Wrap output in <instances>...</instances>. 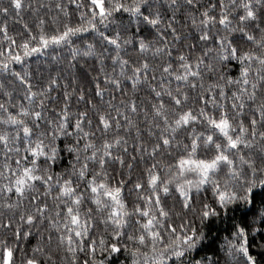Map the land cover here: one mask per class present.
Masks as SVG:
<instances>
[{"label": "snow or ice", "instance_id": "obj_1", "mask_svg": "<svg viewBox=\"0 0 264 264\" xmlns=\"http://www.w3.org/2000/svg\"><path fill=\"white\" fill-rule=\"evenodd\" d=\"M172 3L174 7H179L175 0ZM55 7L62 8L59 3ZM78 7L90 9L80 12L81 20L87 19V27L83 24L71 26L64 21L62 30L58 26L55 34L49 35L44 32L45 20L39 18L36 21L38 36L31 35L32 29L24 24L29 35L19 46L26 55H30L50 44L66 42L70 36L86 32L89 28L94 30L101 42L114 46L112 51L115 54L110 56L112 75L103 67V53L108 52L107 48L96 53V45L88 43L83 55L98 56L101 67L97 77L103 73L104 82L111 84L113 90L122 96L128 97V88L123 86L125 81H131L133 93L139 91L141 85H147L149 92L154 93V102L150 103L152 119L148 121V133L156 139L149 152L141 139L140 127L130 115L137 112V101L129 97L119 102L121 106L112 102L115 96L104 101L105 89L101 88L99 79L95 83V96L101 98L98 103L86 95L83 87L77 89L75 79L71 88L68 84L63 86L62 99L58 98V102L53 103L50 93L53 85L59 87L56 78L50 79L41 90L33 92L29 81L20 73H14L29 86L25 97L29 106L21 104L19 112L13 115L0 104V109L6 113L0 117V124L12 126L11 129H0V145L3 148L0 193L5 194L0 207L13 212V216L18 212L19 220L23 222L26 219L28 226L37 221L42 224L46 220L50 232L55 229L58 234L57 249L70 254L68 264H104L95 259L78 260V251L89 257L95 253L97 241L90 229L98 226L105 231L111 229L113 238H122L125 234L123 230L135 224L136 234L129 233L127 239L150 247L151 252L156 254L153 256L154 264L157 260L159 264H164L168 255L181 257L196 249L208 235L205 228L219 220L231 222L232 242L227 245V255L232 262L242 256V264H264V0H228V3L209 0L207 6L202 5L200 0H185L183 7L191 9L185 19L191 21V27L197 32V43L185 44L188 53L175 48V42L183 38L173 26L175 16L165 22L152 0H132L131 4L121 0H90L89 5ZM26 8L36 11L24 0H8L7 7L0 6V14L7 18L11 9L16 17H20ZM121 10L137 18L135 34L122 35L127 33V25H118L111 35L99 31L97 18L100 24L106 25L108 18ZM64 15L68 13L64 12ZM52 23L58 24V20L53 19ZM141 23L154 30L150 38L139 35ZM0 30L4 33V40L15 44V40L7 34V19L0 24ZM33 42L35 47L30 46ZM243 44L250 47L245 48ZM127 45H133L138 55H127L125 58L123 54L127 52ZM198 46L200 52L193 56ZM149 50L168 59L172 58L173 51H179L176 59L182 73L173 71V64L165 60L159 66L158 80L155 75L157 68L144 55ZM78 55V50L72 49V59L75 60ZM11 59L19 61L21 56L16 54ZM231 60L239 62V76L235 79L227 75ZM217 63L221 66L219 80L224 83L209 84L205 89L202 72H214ZM226 63L228 66H225ZM0 67L6 71L8 65L0 61ZM165 74L175 78L177 87H171V79L165 82ZM226 85L236 86L230 96L225 91ZM197 88L203 91L197 93L193 103L200 102L203 106L194 112L193 107L188 106L189 92ZM216 91L220 98L230 102L228 110L216 97L205 95L206 92ZM73 96H76V111L72 110ZM36 98H39L38 103H34ZM81 101L85 105L83 110L79 109ZM46 102L52 104L51 108ZM208 105L212 106V113L207 110ZM198 122L208 126L205 132L196 130ZM189 128L192 130L188 131ZM132 129H135L136 138L140 141L134 151L140 159H144L145 153L149 154L154 163L141 171L129 189V195L136 193L133 206L129 209L122 196L125 181L113 183L115 176L108 168L110 164H125L123 153L128 152V141L120 132L123 130L128 134ZM181 131L190 138V144H183L187 155L176 161L175 173L162 177L159 169L170 170L172 165H162L161 161H155V156L162 155L160 150L170 148L173 141L180 146L182 140H177V137ZM217 132L220 139H214L213 134ZM201 146L205 158H193ZM210 152L211 155L208 154ZM64 154L70 159L61 166ZM130 159L135 160L136 157ZM55 167H60V171H55ZM127 167L131 176L132 164L128 163ZM189 174H194L196 179H187ZM205 186L211 187V202L196 199ZM13 192L15 199L8 195ZM173 192L178 193L179 211L175 210V203L171 208H166L164 203ZM26 194L30 197L28 206L24 205ZM194 203L199 206L195 207ZM86 204L92 207H85ZM189 210L191 217L187 215ZM173 217L180 220L178 225L172 222ZM12 221L13 217L0 219V227L7 233L12 229ZM11 235L19 240V224ZM29 235V232H23L24 237ZM166 238L167 243L164 242ZM52 241L53 235L49 234L47 243ZM158 244L163 246L162 249L157 248ZM99 246L109 254L121 251L119 240L106 246L101 237ZM123 248L128 250L126 244ZM17 251L21 253L19 264H48L51 259V254L45 251L43 245L38 243L32 249L33 254L27 255L18 245L10 244L9 237L5 235L4 239H0V264H18ZM131 255L132 264H140L136 258L141 255L148 257L149 253H141L140 247H135L131 249ZM143 264H149V261L145 259ZM192 264H206V261L194 260ZM226 264L229 262L226 261Z\"/></svg>", "mask_w": 264, "mask_h": 264}, {"label": "trees", "instance_id": "obj_2", "mask_svg": "<svg viewBox=\"0 0 264 264\" xmlns=\"http://www.w3.org/2000/svg\"><path fill=\"white\" fill-rule=\"evenodd\" d=\"M26 4L30 3L32 8L36 9L33 12L30 9H25L21 12L20 17H16L15 14L11 11L9 12V16L5 18L3 14H0V24H2L5 19H7V27H8V35L11 36L15 40V44H10L9 41L4 40V33L0 30V61H4L7 63L8 68L5 71L2 67H0V104H3L4 107L11 112L13 115H16L19 112V106L23 104L24 106H29V101L25 99L28 91V84L23 83L19 77L14 75V73H20L21 76H24L26 80L29 81L33 92L41 90L45 85L48 84L49 80L52 78H56L58 80L59 87L53 85V91L50 93V97L52 98V102H58V98L62 99V92L64 90L63 86L65 84L69 85L71 88L73 85V79H75V86L79 90L80 87H83L87 96L93 98L94 103H98L101 98L95 96V83L97 79H99V83L101 88L105 89L104 95L102 99L104 101H108L112 96H115V100L112 102L117 106L120 105L121 100H125L129 97L134 98L138 103V109L136 113H131V118L137 122L138 126L141 129V139L148 146L149 152L151 150V146L155 141V136H149L148 133V121L152 119V112L150 103L154 102L152 100V96L154 93H150L147 85H141L139 91L133 93L131 88V81H125L124 87L128 88V97L122 96L118 91L113 90V86L111 84H106L103 80V73L97 77V72L100 69L101 65L98 63L97 55H89L84 56L83 53L87 51L86 44L93 43L96 45V53H101L103 48H107L108 52H104L103 55L105 57V63L103 67L109 75H112V61L110 59L111 55L115 53L112 51V45H108L107 42H101L97 33L91 28L86 32H79L73 36H70L66 42H62L61 44L55 45L50 44L47 48H43L40 51L32 52L30 55H26L23 48L19 45L23 42V39H26L29 35L27 29L24 28V24H28L29 28L32 29L31 35L38 36L39 30L36 28V21L39 18H43L45 20L44 32L46 34H55L57 27L59 26L62 30V25L64 21L70 23L71 26H77L83 24L87 27V19L81 20L80 12L89 11L90 9L85 7H78V5H89L90 0H24ZM121 2L126 4H131L132 0H121ZM154 6H158V10L160 11L163 20L167 22L170 17L175 16L174 27L180 31L182 35V39L180 41L175 42V48L179 51H183L185 53L189 52V49L185 46L186 42L188 43H197V32L194 28L191 27V21L186 20L185 16L187 12L191 11V9L183 7L185 4V0H175V3L179 7H174L172 0H152ZM215 2V0H212ZM225 3H228V0H224ZM59 3L62 8L57 9L55 5ZM200 3L204 6H207L209 0H200ZM42 5V6H41ZM0 6H8V0H0ZM64 12H67L68 15L65 16ZM215 14V13H212ZM57 19L58 24H53L52 20ZM136 19L131 17L130 13L120 11L113 13L112 17H109L105 24H100L97 18V27L99 31L105 32L106 35H111L117 30L118 25H127L128 31L127 33H122V35H132L136 33ZM187 25V27H185ZM141 31L139 35L144 36L146 38H150V33L154 30L150 26H146L143 23L139 25ZM163 28V24L161 25ZM239 35V34H237ZM169 42H171V36H169ZM136 42L134 41V44ZM31 47H35L36 44L33 42L30 44ZM155 46V45H154ZM127 52L124 53L125 58L127 55L137 56L138 53L134 51L133 45L125 46ZM138 47V44H137ZM243 47L248 48L250 45L243 44ZM72 49H77L79 55L75 60L72 59ZM179 51H173L172 58L168 59L165 55H155L149 50L144 55L149 59L151 65L157 68L155 75L157 79L160 78L159 66L162 65L165 60H168L169 63L173 64V71L177 74H181L182 70L178 68L179 61L176 59L179 55ZM200 52V46H198L192 55H198ZM19 54L21 59L19 61L11 59L12 56ZM206 61L205 63H207ZM225 66H228L227 63ZM117 72H119V68L117 67ZM221 72V66L219 63L216 64V70L214 72L203 71L202 75L204 77V88L207 89L209 84L215 83H224L219 80V75ZM130 74V73H129ZM149 74H152V69H149ZM227 75L233 77V79L239 76V62L236 60H231V67H229V71ZM171 79V87L174 89L177 87V82L174 77H169L167 74L164 76L165 82ZM235 85H226L225 91L227 95H231V92L235 90ZM157 90H160L157 88ZM203 91L200 88L195 89L194 91L189 92V101L188 106L193 107L194 112L195 109L203 106L202 103H193L196 99L197 93ZM206 96L209 98L216 97L220 100L221 103L225 104V110H228L230 102L223 100L218 96V91L216 92H206ZM165 102L167 103L168 98L164 97ZM76 96H73V111H76ZM39 98H36L34 103H38ZM48 108H51L52 104L46 102ZM34 106V104H33ZM85 107L84 102L81 101L79 105V109L83 110ZM207 110L209 113L213 112L212 106L208 105ZM145 112H147V116H145ZM6 113L3 109H0V117L5 116ZM112 115L115 116V112H112ZM217 118L219 116V112H216ZM247 122V121H246ZM123 123V120H122ZM12 126H5L0 124V129H11ZM206 125H200L199 122L196 125V130L198 132H205ZM192 129L189 128L188 131ZM120 134L125 136V139L128 141L127 148L128 152L123 153L125 156V164L121 166L119 163L110 164L109 172L110 174L115 176L113 183H116L118 180L125 181V187L122 193L123 199L127 203L129 209L133 206V201L135 200L136 193L132 192L129 195V189L132 188V184L135 182L137 177L140 175L141 171L148 167V165L154 163L153 158L145 153L144 159H140L139 154L134 151L136 145L140 142L136 138L135 129H132L128 134H125L123 130H121ZM214 139H220V134L214 133ZM62 139V138H61ZM177 140H182V144L177 146L176 142L173 141L172 146L170 148L160 150L161 154H157L155 156V161H161L162 165H172V168L169 170L167 168L159 169L161 176L172 175L177 170L176 161L179 160L181 156H186L187 153L183 150V144H190V138L185 137L183 131H181L180 135L177 137ZM221 142H223L221 140ZM202 145V141H201ZM3 148L0 145V164L3 163ZM116 153H114L115 155ZM211 155L212 153H208ZM135 156L136 159L132 160L131 157ZM193 158H205V153L203 146L198 149L196 156ZM69 157L64 154L62 164H67L69 162ZM128 163L132 164L131 176L128 175ZM13 167L15 165L13 164ZM55 171H60V167H55ZM187 179L195 180L196 176L194 174H189L186 176ZM83 187V185H81ZM41 192L43 189L41 188ZM195 193V190L193 189ZM4 193H0V201L4 198ZM13 199H15V193H10ZM178 193L173 192V195L167 197L164 200L166 208H171L173 204H176V211L180 210L179 203L177 202ZM213 198V194L211 191V187L205 186L201 189L199 196L196 198L197 200L211 202ZM138 202V201H136ZM30 203V197L25 196L24 205L28 206ZM49 203L51 204V199L49 198ZM195 207H198V203H194ZM85 207H92L91 204H86ZM47 215V213H46ZM189 217L192 216V212L189 210L187 212ZM8 217H13L12 221V229L7 232L5 229L0 227V239H4L5 235L9 237V243L18 245L19 248L23 249V252L27 255H32L33 247L37 246L38 243L45 247V251L51 254V259L48 264H52V261H55V264H68V260H70V254H66L65 251L59 250L56 247L57 241L56 236L58 235L55 232V229L49 230V225L45 220L42 224L37 221L32 226H28L26 219L21 222L19 220V213L16 212L15 216H13V212L4 210L0 207V219H6ZM174 224H179L180 220L176 217H173ZM19 224L21 228V236L19 240H17L14 236L11 235L12 232L15 231V226ZM39 225V226H37ZM137 226L132 224L128 228L124 229V236L122 238H113L110 235L111 229L105 231L102 226H98L95 229H90L92 235L95 236L97 244L96 251L93 256H86V253H80L78 251V260L83 261L84 259H95L96 261H103L104 264H132L133 257L131 255V249L135 247H140L141 253L148 252L149 256L144 257L143 255L137 257L136 259L143 264V261L147 259L149 264H154L153 254L151 252L150 247H144L138 244L136 241H129L127 239V235L129 233L136 234L135 228ZM259 227V225H257ZM29 232L30 235L28 237L23 236V232ZM233 229L231 228V222L229 220H219L213 221L205 228V232L208 233L207 237L204 241H202L196 249L188 251L184 256L177 257L174 254L166 256L164 260V264H192L194 260L204 259L206 264H215L216 261H219V264H226V261L229 264H242L243 257H238L236 262H232L231 257L227 255L228 253V243L232 242L231 232ZM41 234H43V239H41ZM49 234L53 235V241L51 244L47 243V236ZM103 237L105 241V245L114 242V240H119L121 244V251L116 253L109 254L108 251L101 250L99 246V240ZM260 237L257 236L256 240L259 241ZM87 241L88 238H85ZM167 243V238L164 241ZM238 243V242H237ZM127 245V251L124 250L123 245ZM162 245L158 244L157 248L162 249ZM66 248V245H65ZM86 251H88L86 249ZM21 253L19 251L16 252V258L19 264V257ZM43 259V256H41ZM155 264H159V261H155Z\"/></svg>", "mask_w": 264, "mask_h": 264}]
</instances>
